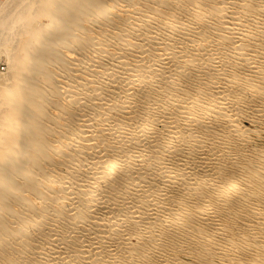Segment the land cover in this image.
I'll return each mask as SVG.
<instances>
[{
  "label": "bare ground",
  "instance_id": "bare-ground-1",
  "mask_svg": "<svg viewBox=\"0 0 264 264\" xmlns=\"http://www.w3.org/2000/svg\"><path fill=\"white\" fill-rule=\"evenodd\" d=\"M2 52L0 264H264V0H0Z\"/></svg>",
  "mask_w": 264,
  "mask_h": 264
},
{
  "label": "rangeland",
  "instance_id": "rangeland-1",
  "mask_svg": "<svg viewBox=\"0 0 264 264\" xmlns=\"http://www.w3.org/2000/svg\"><path fill=\"white\" fill-rule=\"evenodd\" d=\"M4 57H5V53H3V52L0 53V72H5L7 70L6 61H5V59H3ZM0 213H1V210H0ZM2 214H3V210H2ZM1 243H3V242L1 241Z\"/></svg>",
  "mask_w": 264,
  "mask_h": 264
}]
</instances>
